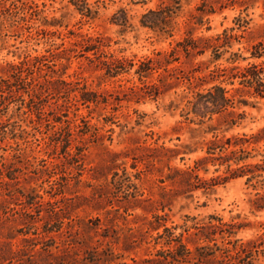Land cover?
Returning a JSON list of instances; mask_svg holds the SVG:
<instances>
[{
  "label": "rangeland",
  "instance_id": "1",
  "mask_svg": "<svg viewBox=\"0 0 264 264\" xmlns=\"http://www.w3.org/2000/svg\"><path fill=\"white\" fill-rule=\"evenodd\" d=\"M171 1L0 0V264H225L196 250L191 226L212 215L243 223L237 238L264 264V209L246 176L210 188L170 178L214 135L264 127V97L239 77L264 67V0H178L171 36L142 23ZM215 84L244 113L234 126L225 113L187 118ZM176 147L190 151L169 161ZM246 147L264 163V140ZM164 227L184 234L188 262L172 259Z\"/></svg>",
  "mask_w": 264,
  "mask_h": 264
},
{
  "label": "trees",
  "instance_id": "2",
  "mask_svg": "<svg viewBox=\"0 0 264 264\" xmlns=\"http://www.w3.org/2000/svg\"><path fill=\"white\" fill-rule=\"evenodd\" d=\"M179 6V1L173 0L163 7L151 9L143 15L142 23L149 27H159L160 30L169 34L171 32L169 30L171 29L168 28L171 27V22ZM171 35L172 33H170ZM177 44L180 45L181 42ZM197 48H199L197 40L193 39L192 44L187 45L184 50L189 53L190 50ZM207 48L209 46L200 47V52L205 51ZM262 52L258 45H255L252 55L254 57H260L263 55ZM141 71L143 72L145 70ZM240 74L239 77H242L241 80L246 86L254 87V92L264 97V67L260 68L258 64H253L250 67H246ZM83 99L85 101L90 100L87 98ZM234 107V102L228 95V90L219 84H215L206 91L197 93L190 109L187 111V118L192 114L193 117L199 118L200 123H204L205 119L210 120L215 114L225 113L229 117L228 124L231 127L239 123L243 118L239 116L244 114L240 113L239 115V113L233 110ZM262 140H264V127L249 136L247 134H237L226 137L225 135L219 136L216 134L204 142L202 149L205 152L201 157L194 160L192 167H172L173 171L184 175L183 179L170 178L173 183L185 182L196 188H210L216 184L227 183L231 179L246 176L247 182L257 190L254 206L257 209H264V192L260 190L264 189V163L250 161L255 155H251V151H248L246 147L248 144L249 146L258 144ZM189 151H182L179 147L166 148V153H170L168 155L169 161L175 159L180 154H187ZM248 159L249 161H247ZM181 160L184 161V157H181ZM210 167H214L215 175L209 178L200 175L201 171L207 174ZM243 225V223L238 222H224L221 217L214 215L209 217L208 222L194 223L191 227L196 229L194 234L197 240L196 250L199 256L210 260L221 261L225 264L229 263L231 249L226 244L220 245L218 242L220 238L223 243L226 241L225 243L232 244L235 250L240 249L242 252H245V257L242 258L243 264H254L252 252L257 248L258 243L256 241H249V246H247V243H243L242 239L237 238V233ZM173 229L175 230L176 227H173ZM164 230L166 244L172 246L173 249L172 259L180 263L188 262L193 251L189 247L188 241H185L184 234H176L169 227H164ZM188 230L189 228L187 226L184 232ZM199 240L201 242H198ZM249 253L250 255H247Z\"/></svg>",
  "mask_w": 264,
  "mask_h": 264
}]
</instances>
